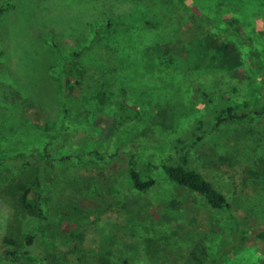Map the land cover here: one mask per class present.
<instances>
[{"label": "rangeland", "instance_id": "1", "mask_svg": "<svg viewBox=\"0 0 264 264\" xmlns=\"http://www.w3.org/2000/svg\"><path fill=\"white\" fill-rule=\"evenodd\" d=\"M186 1L206 20V30L234 41L242 54V66L222 84L223 74L213 73L209 87L264 103V76L252 54L256 47L264 59V0ZM154 9V0H0V155L37 149L54 160L48 162L47 219L20 218L24 237L38 234L29 254L9 255L14 248L3 237L16 214L0 197V264H97L94 255L112 264H195L191 252L203 248L215 257L227 214L161 168L147 192L129 182L127 152H137L143 164L168 156L175 137L205 111L198 85L217 69L175 36L174 27L199 22L186 8L174 0ZM230 16L241 20L239 38L224 21ZM67 77L79 82L71 96ZM120 85L129 87L139 117L117 132ZM229 128L245 131L248 143L238 149L209 140L192 160L228 197L250 235L244 250L218 264H264V240L257 237L264 231V146L249 137L264 131V114ZM94 149L116 155L88 157L82 165L58 161ZM14 171L21 170L4 168L1 175ZM157 224L178 238L148 234ZM82 240L87 258L75 246Z\"/></svg>", "mask_w": 264, "mask_h": 264}, {"label": "trees", "instance_id": "2", "mask_svg": "<svg viewBox=\"0 0 264 264\" xmlns=\"http://www.w3.org/2000/svg\"><path fill=\"white\" fill-rule=\"evenodd\" d=\"M178 3L189 11L191 17L197 19L198 24H181L173 28V32L185 44L190 45L199 52L201 58L211 59L217 66V69L207 72L206 78L199 82L198 91L204 98L206 109L196 117L194 121L181 134H178L171 143V152L165 158L161 159L159 164L153 160H147L146 164L139 161V154L134 151H128V176L130 185L138 192H147L157 184L155 169L161 168L163 173L175 184L181 188L187 189L192 193L199 195L215 211L227 214L224 222L222 238L219 242L218 250L214 258L210 259L206 249L200 252L192 251L191 257L195 264H218L233 253L244 250L250 235L238 217L233 213V204L228 197L216 186L202 170L193 165V156L195 151L202 146L203 142L217 140L219 147L236 146L242 148L249 139L244 137L245 131H235L231 127L239 122H246L255 116L264 114V103L258 100L256 103L248 98H237L229 94L225 87L212 89L209 86L213 84L216 76L213 73H220L223 76L219 81L221 84L225 76L231 74L240 68L243 64V58L239 46L232 40L218 39L211 32L206 30V20L191 8L186 0H177ZM174 0H154V13L161 8L170 7ZM9 6L11 3L9 2ZM232 35L239 38L242 35L241 20L236 16H230L224 19ZM255 57V65L264 76V59L258 48L253 47L252 51ZM206 65V64H205ZM215 71V72H214ZM227 73V74H224ZM225 83V82H224ZM79 82L71 77L66 78V92L72 95ZM118 98L115 104L116 131L120 132L127 125L134 122L139 113L130 102V91L127 85H120L117 89ZM214 90V91H213ZM166 126L165 122H160ZM249 137L253 138L252 143L257 147L264 146V131L257 133L249 132ZM252 133V134H251ZM258 134V135H257ZM243 150V149H242ZM113 153V151L111 150ZM110 155L109 150L101 153L100 149H94L88 153H80L63 157L58 161H73L82 165L88 157L97 161H104ZM53 157L45 150H33L31 152L14 153L9 157L0 155V197H2L15 211V219L10 221L7 226L6 234L3 237V243L14 249L8 250L12 257H17L20 253L29 254L34 245L38 234H31L24 237L20 218L32 217L37 219H47L46 204L49 180L53 177L52 169L48 162ZM51 159V160H50ZM50 160V161H49ZM54 161V160H53ZM52 161V162H53ZM4 168L20 169V174L12 176L1 175ZM253 177L262 179L261 172L251 170ZM149 230V231H148ZM147 233L158 237L162 241L176 240L178 235L170 233L168 228L161 224L152 225ZM257 237L264 240V231L257 234ZM164 239V240H163ZM84 240L78 242L75 246L79 258L84 249L81 247ZM97 264H112L109 260L101 259L94 255L91 257ZM105 262V263H104ZM56 263V260H54ZM53 262L51 264H54ZM128 264V262H124Z\"/></svg>", "mask_w": 264, "mask_h": 264}]
</instances>
